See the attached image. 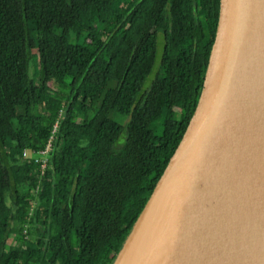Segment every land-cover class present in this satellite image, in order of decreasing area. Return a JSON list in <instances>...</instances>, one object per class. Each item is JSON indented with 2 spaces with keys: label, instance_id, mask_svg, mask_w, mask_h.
<instances>
[{
  "label": "trees",
  "instance_id": "trees-1",
  "mask_svg": "<svg viewBox=\"0 0 264 264\" xmlns=\"http://www.w3.org/2000/svg\"><path fill=\"white\" fill-rule=\"evenodd\" d=\"M195 3L206 29L192 0H0V264H113L197 105L219 1Z\"/></svg>",
  "mask_w": 264,
  "mask_h": 264
},
{
  "label": "water",
  "instance_id": "water-1",
  "mask_svg": "<svg viewBox=\"0 0 264 264\" xmlns=\"http://www.w3.org/2000/svg\"><path fill=\"white\" fill-rule=\"evenodd\" d=\"M113 264H264V0H219L197 105Z\"/></svg>",
  "mask_w": 264,
  "mask_h": 264
},
{
  "label": "flooded vegetation",
  "instance_id": "flooded-vegetation-1",
  "mask_svg": "<svg viewBox=\"0 0 264 264\" xmlns=\"http://www.w3.org/2000/svg\"><path fill=\"white\" fill-rule=\"evenodd\" d=\"M167 5H169V4H167ZM191 9H192V14L194 16L195 25L200 28V27H203L205 24L203 29H206L207 25H206V19H205V16H206L205 11L202 9V7H199L195 3V0H192V8ZM149 36L152 39L155 38V40H156L155 41L156 42L155 56H156L157 51H159V53H160L159 62L155 67L156 68L155 72H153V74L151 73V75H150V77L152 78V77H154L155 73L157 72V68L159 66V63H160V60L162 57V53L165 49L166 41H165V38H164V35L162 34V32H158V30L156 32L155 31L153 32V30H152L149 33ZM154 61H155V57H154ZM148 81H150V80L148 79Z\"/></svg>",
  "mask_w": 264,
  "mask_h": 264
},
{
  "label": "built area",
  "instance_id": "built-area-1",
  "mask_svg": "<svg viewBox=\"0 0 264 264\" xmlns=\"http://www.w3.org/2000/svg\"><path fill=\"white\" fill-rule=\"evenodd\" d=\"M57 129V123H55L53 129H52V135L48 138L45 146L43 149L32 153L31 158L35 162V164L39 167V174L41 177L43 176L44 170L46 169L48 162L50 160V153L52 150V143H53V134L56 132ZM30 155L26 152H22V158L23 160L29 159ZM39 190V186H36L34 191L35 193Z\"/></svg>",
  "mask_w": 264,
  "mask_h": 264
},
{
  "label": "rangeland",
  "instance_id": "rangeland-1",
  "mask_svg": "<svg viewBox=\"0 0 264 264\" xmlns=\"http://www.w3.org/2000/svg\"><path fill=\"white\" fill-rule=\"evenodd\" d=\"M34 61H35V59H34ZM34 61L33 62L32 61L29 62V73H30V76L33 79L37 80L38 79V74H37L38 71L36 70L37 69L36 66L33 65ZM50 85L54 86V82H51ZM160 124H161V122L158 123V125H160ZM119 144H120V141H118V145Z\"/></svg>",
  "mask_w": 264,
  "mask_h": 264
}]
</instances>
